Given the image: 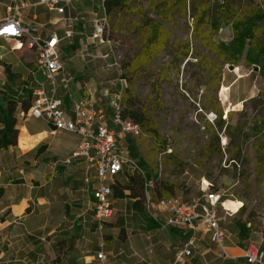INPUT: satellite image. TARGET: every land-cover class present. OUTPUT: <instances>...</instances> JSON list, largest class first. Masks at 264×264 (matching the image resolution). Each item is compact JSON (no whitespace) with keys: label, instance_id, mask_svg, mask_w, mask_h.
<instances>
[{"label":"rangeland","instance_id":"obj_1","mask_svg":"<svg viewBox=\"0 0 264 264\" xmlns=\"http://www.w3.org/2000/svg\"><path fill=\"white\" fill-rule=\"evenodd\" d=\"M20 1L30 3L22 11V18L40 34L55 31L65 38L67 30L73 31L63 45L64 70L55 75L58 95L64 97L68 106L90 93L105 106L125 89L126 98L131 94L137 106L146 109L160 138L142 131L119 141L120 146L134 149L138 161L144 162V171L151 174L152 185L145 189V200L147 194L153 200L158 198V181L174 184L173 197L184 200H191L210 187L223 194L224 209L220 215L228 239L240 247L253 242L264 250V77L259 66L243 59L230 69L232 64L225 63L213 50L215 45L233 38L231 25L223 24L217 32L211 26L210 19L217 15L213 13L214 6L221 0H130L110 17L106 15L104 0H63L64 13L34 3L39 0ZM207 4L211 5L210 15L198 24ZM234 6L233 11L254 24L255 40L264 38V19L258 22L253 18L255 13L264 15V0H237ZM3 14L5 4L0 7V15ZM160 16L165 18L160 45L145 60L140 54L152 33L150 23L160 20ZM104 17L108 23L105 36L113 48L93 35L95 20ZM17 47L13 42L0 40V98L5 106H15L16 129L24 124L31 132L50 130L45 119L23 121L20 115L24 103L31 99L26 79L29 71L36 69V55ZM37 79L47 90L51 89L42 71L37 73ZM105 109L112 113L109 105ZM215 137L219 138V146ZM79 140L77 134L61 132L48 142L68 152ZM35 151L40 152L39 157L50 153L46 148ZM15 163L16 159L11 169H17ZM90 174L94 180L95 169ZM129 174L118 178L125 183ZM89 193L85 192L88 202L92 199L91 189ZM88 202L81 204L80 212L90 207ZM113 202L115 215L106 223L102 241L107 244L114 234L113 247L127 254L136 251L141 256L170 249L173 234L169 228L148 226L145 207L143 213L135 211L128 197L114 196ZM89 213L88 219L92 220ZM243 224L248 229L246 237L240 236ZM91 229L95 231L93 223ZM121 229L128 239L122 238ZM89 230H81L83 242L89 244L91 238L98 244L100 233L88 235ZM61 234L53 238L59 246L67 231ZM42 236V240L47 239L45 234ZM35 239L41 240L24 232L0 233V247L8 248L7 244L18 242L28 245ZM218 251L219 246L212 251L214 262L221 260ZM236 263L247 264L243 258Z\"/></svg>","mask_w":264,"mask_h":264},{"label":"built area","instance_id":"obj_2","mask_svg":"<svg viewBox=\"0 0 264 264\" xmlns=\"http://www.w3.org/2000/svg\"><path fill=\"white\" fill-rule=\"evenodd\" d=\"M63 0H39L49 10L65 12ZM5 14L0 15V40L13 42L14 47L26 49L36 55V69L29 71L27 80L30 100L29 108L21 110V116L36 119H45L51 127L52 133L71 132L80 137L76 149L65 159H56L53 163L54 174L59 173L60 167L69 165L75 158H83L95 169V180L92 186L93 224L100 233L115 215L114 189L119 176L137 173L145 179V189L152 183L146 172L134 157L128 147L120 146L119 141L128 136H137L142 133L141 126L124 114L122 92L109 100L112 109V120L115 127L105 121V112L97 109L92 94L83 96L67 105L64 97L58 95L55 75L64 70L61 59L63 42L73 36L71 29L66 31L65 38L57 33L42 35L35 28L27 25L22 18V11L30 6L27 2L3 3ZM107 18L95 20L94 37L101 42H107L113 48L107 31ZM50 81L51 89L47 90L44 83L37 79V73ZM223 194L211 189L202 192L191 200L181 197L157 198L153 200L147 194L144 207L151 217L161 227L183 229L188 237L176 253L175 264H186L194 257L201 234L207 233L209 241L222 248L223 256L230 255L225 250L228 239L227 230L223 225L220 211L224 209ZM243 259L247 264H264V250L253 242L244 247ZM98 258L104 260L103 251Z\"/></svg>","mask_w":264,"mask_h":264},{"label":"crops","instance_id":"obj_3","mask_svg":"<svg viewBox=\"0 0 264 264\" xmlns=\"http://www.w3.org/2000/svg\"><path fill=\"white\" fill-rule=\"evenodd\" d=\"M13 2L15 0H11L10 3ZM50 33L52 32L47 34ZM53 33L56 32L53 31ZM92 96L96 108L105 112L106 123L115 127L112 113H108L105 109L106 104L110 107L109 102L102 106L93 94ZM21 117L23 121L30 118ZM23 127L30 136L45 134L39 143L27 151L22 150L18 144ZM2 128L3 124L0 123V130ZM18 130L17 145H11L7 149L0 147V233L24 232L41 240L42 235L45 234L47 239L42 241L35 239L28 245L18 242L7 244L8 248L0 247V264H175L176 253L188 237L183 229H167L173 234L170 249L147 256H141L136 251L127 254L121 248L117 250L113 247L114 234L112 240L106 244L102 241L103 233L96 230L95 226V231L91 229L94 218L93 198L88 202V197L85 195L86 191L89 193L90 189L92 190L91 183L94 182L96 173L94 180L90 173L94 168L85 159L75 158L71 164L60 167V173L54 174V161L69 157L78 143L67 152L48 142L51 136L61 133H52L51 127L50 130L41 129L31 132L26 125L20 124ZM42 148H46L50 153L39 157L40 152H34V150H42ZM64 151H66L65 154ZM14 159H16L15 167H17L15 170L11 169L14 168L12 165ZM89 197H91L90 193ZM86 202L90 204V207L80 212L83 209L81 204ZM90 211L92 220L88 219ZM66 218L67 221L64 220ZM85 228H90L88 235L100 233L98 244L89 237L90 243L85 245L81 238V230ZM65 231L67 234L64 235V242L61 246L56 245L54 236H62L61 233ZM201 238L202 241L199 242L194 257L190 258L186 264H237L236 261L243 258L244 247L234 244L233 240L227 239L225 242V250L230 255L227 258L223 256L219 245L209 241L207 233L202 232ZM126 239H128L127 234L124 240ZM102 244L104 260L98 258V253L102 251ZM216 246L221 248V251H218L219 260L221 259L219 262H214L216 260L211 257Z\"/></svg>","mask_w":264,"mask_h":264},{"label":"trees","instance_id":"obj_4","mask_svg":"<svg viewBox=\"0 0 264 264\" xmlns=\"http://www.w3.org/2000/svg\"><path fill=\"white\" fill-rule=\"evenodd\" d=\"M129 1L130 0H104L103 4L107 17H110L116 10H120L127 6ZM236 2L237 0H221L217 1L214 6L213 13L217 15L213 17V19H210L211 26L217 32L223 24L231 25L233 30V38L229 42H220L217 46L215 45L213 47V50L218 52L225 63H230L235 66L239 65L243 59L248 64L259 66L261 75L264 77V38L255 40L254 24H252L249 18L241 17L235 11H233L231 6H234ZM210 10V4H207L203 7L202 17L198 18V24L203 22V20H205L210 15ZM229 17L231 18L229 19ZM253 18L258 20V22H261L264 19V15L261 13H255ZM164 21L165 18L161 17L160 20L158 19L150 23L152 33L140 54L143 59H150L154 52L158 49L164 28ZM0 64H3L1 59ZM6 71L9 75H11L10 78H14V75L11 74L9 66H7ZM122 97L125 106L124 114L138 123L141 126L142 131L155 137L156 139H159V130L156 128L155 124L152 122V119L147 114L146 109L137 106L136 99L131 94H128L126 98L125 89L122 92ZM29 106L30 104L28 102L24 103L23 110H27ZM14 110V105L5 106L0 98V123L3 124V128L0 130V147L3 149H7L11 145H17L19 130L15 128L17 121L16 117L13 115L15 112ZM44 136L45 134L30 136L23 127L21 128L18 144L22 150L27 151L39 143ZM214 139L219 146V138L215 137ZM129 150L134 157H137V154L132 147H129ZM218 150L220 151V147ZM240 154L241 153L239 152L237 156L233 158L234 163L237 162L236 158L239 159ZM139 163L141 166L144 165V162L141 160ZM134 174L126 175L128 180L125 183H122L120 180H118L117 184L115 185L114 196L116 198L128 197L132 199L134 210L143 213L145 204V179L139 174H137V176ZM146 176L149 180L151 174L147 172ZM175 189L176 186L174 184H169L165 181H158L155 194L158 198H170L173 197ZM222 200L224 201V198H222ZM147 224L152 227L160 226L150 217H147ZM121 230L123 235L122 238L125 239L126 232L123 231V229ZM247 230L246 224H243L241 226L240 236L246 237Z\"/></svg>","mask_w":264,"mask_h":264},{"label":"water","instance_id":"obj_5","mask_svg":"<svg viewBox=\"0 0 264 264\" xmlns=\"http://www.w3.org/2000/svg\"><path fill=\"white\" fill-rule=\"evenodd\" d=\"M234 67H235V66H234V65H232V66H230V69H234Z\"/></svg>","mask_w":264,"mask_h":264}]
</instances>
